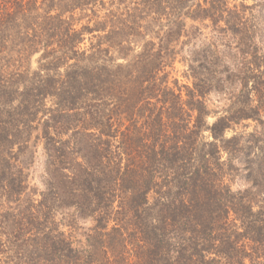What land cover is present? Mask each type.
Returning <instances> with one entry per match:
<instances>
[{"label": "trees", "instance_id": "1", "mask_svg": "<svg viewBox=\"0 0 264 264\" xmlns=\"http://www.w3.org/2000/svg\"><path fill=\"white\" fill-rule=\"evenodd\" d=\"M229 1L0 0V264H264V0Z\"/></svg>", "mask_w": 264, "mask_h": 264}, {"label": "rangeland", "instance_id": "2", "mask_svg": "<svg viewBox=\"0 0 264 264\" xmlns=\"http://www.w3.org/2000/svg\"><path fill=\"white\" fill-rule=\"evenodd\" d=\"M229 2H230V7H232L233 5L239 6L240 3L239 0L229 1ZM253 3L254 2L252 0H246L245 2H243V4L248 7H251ZM204 24L207 25L206 28H204L199 22H195V23L187 22L188 29L191 26L194 27L190 30V36H189L190 41L192 38H198L199 41L210 38L211 29L210 27H208L210 21H206ZM196 27L199 28V31H196L197 29ZM182 40H184V38ZM236 40L237 39H232L230 40V43L234 46L236 44ZM262 53L264 54V50L262 51ZM35 58L36 56L33 57L32 69H34L35 67ZM185 71H186V67L181 62H176L175 70L172 73L171 78L177 79L180 82V84L191 85V80H187L186 77L184 76ZM207 98L209 100L208 109L210 111L218 112L220 111V109L225 108L224 107L225 97L210 94ZM214 119L215 118L213 116H209L207 119L208 124H212L214 122ZM254 125H255L254 122L251 121L244 122L243 124H241L240 126L234 129L235 132L234 131L227 132L226 136L231 137L234 134L249 133ZM205 135L207 136L208 133H205ZM31 151H33L34 153L33 155L30 153L29 154L26 153L22 157H20V161L23 167H25V173L27 174L29 187L32 188L33 190L36 189L40 191L42 189L41 180H42V167H43L42 144H40L36 149L32 148ZM239 188L243 190L244 189L243 184L239 185ZM80 226L85 227V225H80Z\"/></svg>", "mask_w": 264, "mask_h": 264}]
</instances>
